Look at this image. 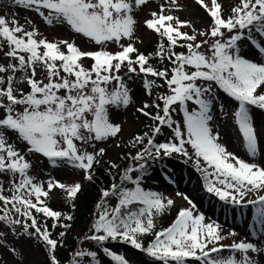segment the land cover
<instances>
[{"label": "snow or ice", "instance_id": "snow-or-ice-1", "mask_svg": "<svg viewBox=\"0 0 264 264\" xmlns=\"http://www.w3.org/2000/svg\"><path fill=\"white\" fill-rule=\"evenodd\" d=\"M149 2L11 0L34 11L49 27L66 25L99 46L95 51L82 50L75 40L51 42L37 27L27 30L14 17L0 15V54L7 60L0 63V176L8 177L7 187L0 180V224L17 239L36 240L45 264H60L57 251L64 247L63 238L75 217L53 210L48 201L54 190H61L74 211L82 184L54 176L38 180L31 174L29 157L39 155L52 168L81 171L84 180L93 182L95 166L106 155V149L97 145L122 133L119 114L133 103L128 82L143 77L147 96L152 97L154 89L164 91L156 93L152 103L136 108L152 121L149 131L129 140L128 145L139 150L122 157L131 163L119 173V182L109 173L113 182L100 189L81 244L95 243L114 264L130 262L105 246L109 241L128 244L162 264H258L250 253L259 255L264 248L243 240L223 244L228 237L221 225L205 222V215L183 193L176 195L189 207L179 209L170 226L156 230V218L175 202L145 189L143 181L150 160L179 154L193 162L208 193L235 206L252 205L254 219L264 231V166L228 151L213 127L219 89L237 103L232 116L243 147L250 157L257 156L258 131L250 110H264V62L246 58L241 47L246 42L264 55V0H238L227 15L222 0H194L209 18L199 29L195 21L175 14L185 9L184 0H163L143 21L158 37L154 53L145 54L136 46L143 42L136 36V14ZM109 45L117 50H109ZM85 59L92 61L90 67H85ZM153 59L162 66H154ZM41 74L43 78H38ZM224 111L221 104L220 112ZM164 128L171 137L157 142ZM108 166L119 168L114 162ZM57 228L62 229L59 238L53 236ZM7 235L0 231V246L6 245ZM146 236L154 237L147 246ZM8 250L18 255L15 247ZM225 250L227 257L221 255ZM86 262L100 264L98 252L81 247L71 253L70 264Z\"/></svg>", "mask_w": 264, "mask_h": 264}, {"label": "rangeland", "instance_id": "rangeland-1", "mask_svg": "<svg viewBox=\"0 0 264 264\" xmlns=\"http://www.w3.org/2000/svg\"><path fill=\"white\" fill-rule=\"evenodd\" d=\"M162 2L163 0H150L149 5L145 6L143 11H138L136 14V19L139 22L137 25L136 36L140 37L143 41L142 43H137L136 45L139 50L157 43L158 37L143 26V21L150 18L148 15L149 11L158 10V5ZM236 2H238V0H222L225 8V15H227V10L230 5ZM184 4L185 9L175 13L181 20L195 21V27L198 29L209 22V18L206 13L200 9L199 6L195 5L194 0H184ZM0 15L7 16L9 19L14 17L21 25H24L27 30H30L33 26L37 27L40 33L51 42H56L61 39L75 40L77 45L82 50L95 51L99 49V46L94 45L78 34L73 33L66 25L49 27L36 15L34 11H29L22 7L15 6L11 3V0H0ZM29 20L32 21V25L28 24ZM109 50L115 51L117 49L115 45H109ZM177 51H181V49H177ZM241 52L248 59L256 62H264V55L259 54L254 47L246 42H242ZM151 62L156 67L162 66L157 60H152ZM0 63H7L6 58H4L2 54H0ZM83 63L85 67H90L92 61L90 59H85ZM38 78H43V74L38 76ZM128 83L132 90L131 95L133 97V103L126 111H122L119 114V119L123 124V131L117 138L109 139V141L97 145V147H104L106 149V155L103 159L113 162L117 161L121 156H126L129 152L132 153L133 148L128 145V142L141 125L140 120L142 118L146 119V117L138 116L136 108L142 107L145 102L153 101V97H149L145 94L143 88V77H134ZM157 90L160 92L164 91V89ZM216 94L218 96V100L213 106V127L220 132L221 143L227 147L228 151L235 153L241 159L247 162H256L259 165L264 166V157L260 158L262 155L260 152H258L255 158H252L247 154L243 147L242 138L237 130L232 116V113L237 108V103L227 97L226 94L219 89H216ZM221 104L224 106V113L220 112ZM191 107L194 106L190 105V108ZM250 111L255 127L258 131L259 151H261L264 149V110L252 108ZM175 118L177 120H181L182 116L180 114H176ZM170 137V130L164 128L162 133L156 137V140L157 142H164ZM12 139H14V137ZM117 144L120 146L117 147ZM89 150L91 151V149ZM113 150L115 152H113ZM189 151H191V149H189ZM183 158L185 157L174 153L170 157H163L159 159L158 162L166 164L168 168L167 173L162 170H157L156 167H152V161L148 162V174L144 178L143 187L145 189L161 192L172 198L175 202L171 209L165 212L162 216L156 218V227L159 225L165 228L170 226L171 222H168L167 216L170 215V212L175 210L177 206L184 208L189 207L182 196L176 195L177 192H180L187 195L197 205L199 212L204 214L206 217L205 222L220 224L223 235L228 236L229 232H235L239 235L240 231H245L247 236L257 235L255 230L260 228V226L254 219L255 209L253 206H235L228 204L220 201L218 197L208 193L204 188V180L201 173L196 170V167L191 160H183ZM29 159L33 164L31 174L36 176L38 180H46L49 176H54L57 180L68 184L79 182L82 184V190L86 188L87 183L83 179V172L67 168L66 166L52 168L48 161L39 155L30 156ZM163 175L167 177V181L163 179ZM0 180H3L5 186L7 187L8 177L0 176ZM5 194L8 193L6 192ZM50 195L51 198L48 203L52 209L57 211L66 210V204L68 201L65 198V194L61 190H54V192ZM110 203L114 206L116 201L113 199ZM234 210L235 212H233ZM232 217L234 219H231ZM40 219H42L41 216ZM51 223L52 221L49 220V227H51ZM61 230L62 229L59 228L54 230L53 236L55 238H59L58 234ZM0 231L8 233L6 237V245L0 246V264H45V255L40 244L36 240L28 238L17 239L3 224H0ZM83 236L84 234L81 229L73 225L68 231L67 236L64 238H67L68 241L72 239L75 240L72 251L79 250L81 247L97 251L100 259L103 261V264H110L111 262L108 256H106L108 260L101 258L105 257V254L101 249L95 248L92 243H88L87 241L81 244L80 241L83 239ZM152 237L153 236L143 237L145 246H147L148 241H150ZM222 243L230 245V243H226V239L223 240ZM105 246H107L114 253L123 255L125 259L130 262V264H162V262L148 257L145 253L133 249L130 245L125 243L109 241V243ZM12 247L16 248L18 255H14L8 250ZM59 249L57 254L59 253ZM226 251L227 250H225V252ZM71 253H68L64 258V264H70ZM226 253L221 255L227 257L224 255ZM189 264H198V262L189 261Z\"/></svg>", "mask_w": 264, "mask_h": 264}, {"label": "trees", "instance_id": "trees-1", "mask_svg": "<svg viewBox=\"0 0 264 264\" xmlns=\"http://www.w3.org/2000/svg\"><path fill=\"white\" fill-rule=\"evenodd\" d=\"M156 46H149L146 48H143L141 52L145 54L154 53ZM84 62V61H83ZM158 93L157 90L155 91V94ZM155 95L153 96V98ZM153 113H155V109H150ZM152 121L149 119H141V125L138 128L137 132L135 134H143L145 131H149L148 125H150ZM138 148H133L132 154L135 155L136 151H138ZM126 157V156H124ZM109 162L108 160H103L100 165L95 166V177L93 182L86 181L87 185L84 190H81V192L78 194L77 199L75 200V210L72 211L71 204L68 202L66 204V210L65 213H71L74 215L75 219L72 222V225L77 226L81 229L82 233L85 235L88 232V229L92 223L93 220V211L95 208L96 202L100 198V189L108 187L113 181H112V175L116 176V182H119V173L122 172V170L127 167L131 162L126 159L119 157L117 162H114L119 165L118 169H110L109 168ZM155 165V163H154ZM111 173L112 175H110ZM61 211V212H64ZM37 218L40 219V215L36 214ZM172 216H170V221H172ZM165 227L160 226L156 228V230H161ZM75 242L74 239L67 240V238L63 239L64 247H61L59 249V253L57 254L58 259L60 260V264H64V258L67 256V254L73 252L72 247L73 243ZM94 245V247H98L95 243L90 242Z\"/></svg>", "mask_w": 264, "mask_h": 264}, {"label": "bare ground", "instance_id": "bare-ground-1", "mask_svg": "<svg viewBox=\"0 0 264 264\" xmlns=\"http://www.w3.org/2000/svg\"><path fill=\"white\" fill-rule=\"evenodd\" d=\"M114 150H113V152H115ZM259 152L262 154L260 158H263L264 157V149L259 151ZM235 210H238V209H235ZM235 210L233 212H235ZM233 217L231 219L235 218V217L234 218ZM239 233H240L239 235L236 234L235 236H227L226 235L228 237L226 239V243H230L231 244L233 242H240V241L243 240V241H246V242L255 243V244H257L258 247L264 248V231H262L261 228H258V229L255 230V233L257 235H251V236L248 235L247 236L245 231H240ZM225 245H229V244H225ZM226 252L223 251L221 254L226 253L224 255L228 256L229 252L228 251H226ZM236 255H237V258H239V253H237ZM250 255H252L258 261V264H264V252H262L259 255L250 253Z\"/></svg>", "mask_w": 264, "mask_h": 264}]
</instances>
